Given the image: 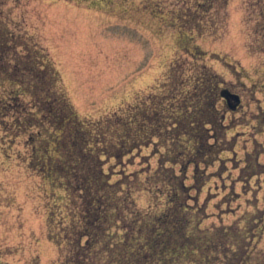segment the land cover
I'll return each mask as SVG.
<instances>
[{"label": "rangeland", "instance_id": "obj_1", "mask_svg": "<svg viewBox=\"0 0 264 264\" xmlns=\"http://www.w3.org/2000/svg\"><path fill=\"white\" fill-rule=\"evenodd\" d=\"M188 2L201 14L196 25L188 24ZM13 16L24 18V28L46 47L82 116L98 118L131 106L135 135L144 137V157H133L131 170L141 168L144 175L149 169L139 167L140 160L169 164L176 152L181 159L213 161L196 172L201 200L213 214L204 226L217 230L213 237L225 230V239L237 243L259 229L264 0H32ZM224 89L240 95L236 108L223 98ZM208 102L217 111L198 126ZM156 125L160 136L153 137ZM23 150L22 141L11 142L0 131V264H70L72 242L65 232L72 221L56 220L65 203L51 205L50 190L19 157ZM147 200L142 194L140 202ZM260 245L264 253V233ZM98 257L115 264L107 253ZM169 264H181L180 256Z\"/></svg>", "mask_w": 264, "mask_h": 264}, {"label": "trees", "instance_id": "obj_2", "mask_svg": "<svg viewBox=\"0 0 264 264\" xmlns=\"http://www.w3.org/2000/svg\"><path fill=\"white\" fill-rule=\"evenodd\" d=\"M31 1L0 0V131L11 142L22 141L19 157L48 187L51 205L65 203L56 220L72 221L65 232L72 242L70 264H102L99 253L115 264H169L174 256L181 264H264L263 217L241 243L235 235L233 242L225 239V230L213 237L217 230L204 226L213 214L201 200L196 172L213 161L181 159L176 152L169 164L140 160L139 167L149 169L143 175L141 168H129L136 165L133 157H144V137L135 135L130 105L98 118L82 116L46 47L24 28V18L13 16ZM195 9L186 4L188 24L201 17ZM216 111L208 102L198 126L205 127ZM155 119L165 121L157 113ZM160 129H153V137ZM52 211L49 205L50 220Z\"/></svg>", "mask_w": 264, "mask_h": 264}, {"label": "water", "instance_id": "obj_3", "mask_svg": "<svg viewBox=\"0 0 264 264\" xmlns=\"http://www.w3.org/2000/svg\"><path fill=\"white\" fill-rule=\"evenodd\" d=\"M222 94L227 96L229 98V104L232 108L236 107V104L233 103V100H235L237 103L240 102V97L237 94L231 93L229 90H223Z\"/></svg>", "mask_w": 264, "mask_h": 264}]
</instances>
